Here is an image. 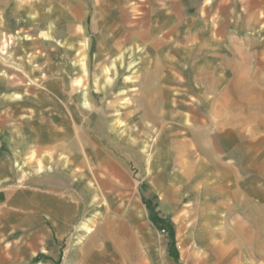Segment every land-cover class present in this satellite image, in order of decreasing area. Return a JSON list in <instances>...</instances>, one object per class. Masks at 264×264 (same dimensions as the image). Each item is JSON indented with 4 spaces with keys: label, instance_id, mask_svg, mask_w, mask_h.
<instances>
[{
    "label": "rangeland",
    "instance_id": "obj_1",
    "mask_svg": "<svg viewBox=\"0 0 264 264\" xmlns=\"http://www.w3.org/2000/svg\"><path fill=\"white\" fill-rule=\"evenodd\" d=\"M134 1L0 0V120L20 135L0 146L21 183L77 199L85 232L111 222L130 264H264V19L229 0L228 43H198L202 1ZM171 8L179 35H146ZM221 87L235 115L215 116Z\"/></svg>",
    "mask_w": 264,
    "mask_h": 264
},
{
    "label": "crops",
    "instance_id": "obj_2",
    "mask_svg": "<svg viewBox=\"0 0 264 264\" xmlns=\"http://www.w3.org/2000/svg\"><path fill=\"white\" fill-rule=\"evenodd\" d=\"M197 1L205 4L204 16L198 19L202 30L197 31L196 27L193 32H186L188 41L193 39L201 43L203 37H208L210 43L215 45L228 43L229 0ZM129 2L135 1L124 0L123 3ZM145 2L176 5L181 0H145ZM192 2L196 0H188V3ZM245 3L251 5V9H257V14L253 16L254 20L264 19V0H246ZM170 12L168 22L175 26L171 28L158 26L152 30L150 28L145 34L179 35V14L174 17L173 8ZM190 18L193 20V27L196 26L197 18ZM217 92L219 104H216L218 111L215 116L235 115L236 112L232 107L237 108L240 99L226 87H221ZM139 101L140 121L148 117L154 119L153 112L149 110V102L146 103L143 97L139 98ZM209 114L214 113L209 112ZM11 116L15 117L14 111ZM1 117L0 137L7 132H15L10 135L19 137L18 125L14 124V121L5 122L3 115ZM224 125L227 128L235 127L233 123ZM224 125L222 127H225ZM144 127L149 129L147 124ZM16 152L15 149L12 153H6L4 147L0 146V264H97L94 258L104 259L106 261L104 264H130L128 261L130 251L125 245L126 241L122 239L117 241L114 238L115 230L111 222H88V230L85 232L84 212L76 198L75 200L63 194L45 177L27 184L21 183ZM182 165L184 174H187L189 167L183 163Z\"/></svg>",
    "mask_w": 264,
    "mask_h": 264
}]
</instances>
